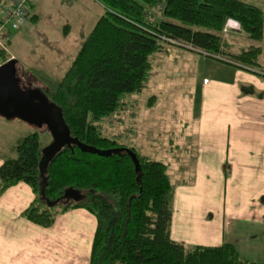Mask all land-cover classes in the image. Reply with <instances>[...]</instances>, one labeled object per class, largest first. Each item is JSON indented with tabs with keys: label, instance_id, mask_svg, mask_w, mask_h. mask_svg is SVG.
I'll list each match as a JSON object with an SVG mask.
<instances>
[{
	"label": "trees",
	"instance_id": "obj_1",
	"mask_svg": "<svg viewBox=\"0 0 264 264\" xmlns=\"http://www.w3.org/2000/svg\"><path fill=\"white\" fill-rule=\"evenodd\" d=\"M99 1L106 12L86 35L64 76L36 67L28 72L62 108L73 137L102 150L130 148L139 166L126 150L102 156L73 144L65 146L42 171L45 145L34 132L17 142L16 157L0 165V196L20 182L27 183L35 199L22 215L45 227L70 209L91 212L97 226L90 264H264L244 259L230 242L187 246L173 240L175 187L169 165L104 135L98 125L124 109L127 97L144 90L151 75V56L164 49L163 41L189 44L201 55L264 78L260 62L264 8L245 0ZM4 2L0 0V6ZM32 7L28 21L37 22ZM229 20L240 23L248 43L239 53L229 52L233 60L225 58L224 29ZM0 45L1 65L11 56ZM70 188L81 199L65 197Z\"/></svg>",
	"mask_w": 264,
	"mask_h": 264
},
{
	"label": "crops",
	"instance_id": "obj_2",
	"mask_svg": "<svg viewBox=\"0 0 264 264\" xmlns=\"http://www.w3.org/2000/svg\"><path fill=\"white\" fill-rule=\"evenodd\" d=\"M12 1L5 0L0 13ZM262 49L264 66V40ZM198 58L200 65L204 59L210 65L217 62L219 80L215 79L214 90L224 93L226 103L229 100L230 113L223 111L218 117L220 122L228 118L227 123L198 134L191 181L182 179L183 186L174 193L171 238L187 246L230 242L244 259L264 262V78L211 58ZM17 67L24 68L18 60ZM211 80L205 78L201 86H209ZM4 160L0 156V165ZM193 179L196 183L191 187ZM34 199L25 182L0 196V264H90L95 216L83 208L70 209L45 227L22 215Z\"/></svg>",
	"mask_w": 264,
	"mask_h": 264
},
{
	"label": "rangeland",
	"instance_id": "obj_3",
	"mask_svg": "<svg viewBox=\"0 0 264 264\" xmlns=\"http://www.w3.org/2000/svg\"><path fill=\"white\" fill-rule=\"evenodd\" d=\"M245 1L264 8V0ZM33 7L39 15L38 21H28L18 30L8 28L2 31L0 44L7 45L18 64L24 66L18 70L19 84L41 89L43 85L31 77L28 69L37 67L56 77H63L86 35L105 14L106 8L99 0H35ZM158 17L161 18V15ZM8 37L11 39L9 44ZM224 40L228 46L225 58L229 60H233L230 53H239L248 46L242 30L225 32ZM162 43L164 49L151 56V75L144 90L127 97L124 109L98 122V125L104 135L115 137L140 153L168 164L175 190L180 191L182 179L191 181L190 173L195 169L199 132L214 129L223 121L227 123L228 118L220 122L218 117L223 111L229 115L230 104L229 100L226 103L221 90H214L215 79L219 80L216 61L210 65L204 59V65H200L198 56L208 57L201 55L198 48L184 43ZM178 72H183L184 76L180 77ZM239 72L254 76L245 69L239 68ZM205 78H212L211 84L202 87ZM223 105L226 106L223 108ZM34 132L39 133L45 146L52 142L46 125L38 126L19 117L0 115L2 159L16 157L14 147L17 142ZM195 183L193 179L189 186L194 187ZM181 199L180 192V202Z\"/></svg>",
	"mask_w": 264,
	"mask_h": 264
},
{
	"label": "water",
	"instance_id": "obj_4",
	"mask_svg": "<svg viewBox=\"0 0 264 264\" xmlns=\"http://www.w3.org/2000/svg\"><path fill=\"white\" fill-rule=\"evenodd\" d=\"M18 75L19 71L15 58L0 65V115L8 118L19 117L28 123L47 126L52 135V142L42 149L43 156L40 162L42 171L65 146L73 144L84 152L102 156H109L126 150L132 156L136 166H139L136 153L130 148L118 147L102 150L73 137L64 120L62 108L51 101L39 87L22 88L19 84ZM42 193L43 198H45L44 190ZM65 197L79 200L81 194L70 188L65 192Z\"/></svg>",
	"mask_w": 264,
	"mask_h": 264
},
{
	"label": "built area",
	"instance_id": "obj_5",
	"mask_svg": "<svg viewBox=\"0 0 264 264\" xmlns=\"http://www.w3.org/2000/svg\"><path fill=\"white\" fill-rule=\"evenodd\" d=\"M34 3L35 0H13L9 5H4L0 13V32L8 28L18 30L26 25L28 22L29 7ZM229 30L240 31V23L229 20L224 31L228 32Z\"/></svg>",
	"mask_w": 264,
	"mask_h": 264
}]
</instances>
